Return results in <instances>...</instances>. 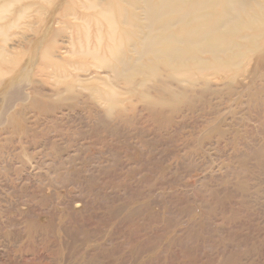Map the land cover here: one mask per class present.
Here are the masks:
<instances>
[{"label":"rangeland","instance_id":"obj_1","mask_svg":"<svg viewBox=\"0 0 264 264\" xmlns=\"http://www.w3.org/2000/svg\"><path fill=\"white\" fill-rule=\"evenodd\" d=\"M52 14L34 11L2 44L20 68L36 48L43 85L20 133L0 127V264H264V69L242 93L173 114L135 102L112 119L85 96L63 107L38 68L47 48L81 58L70 30L38 45Z\"/></svg>","mask_w":264,"mask_h":264},{"label":"bare ground","instance_id":"obj_2","mask_svg":"<svg viewBox=\"0 0 264 264\" xmlns=\"http://www.w3.org/2000/svg\"><path fill=\"white\" fill-rule=\"evenodd\" d=\"M34 11L53 13L35 32L38 45L56 43L70 30V52L81 58L55 60L50 48L45 50L48 69L38 70L56 87L48 99L53 104L85 96L105 117L125 120L135 102L151 116L173 114L196 97L224 100L262 81L264 0H0V105L6 106L0 127L5 132L23 130L37 102L35 90L43 85L35 79L36 48L32 62L20 68L2 46ZM61 24L65 29L53 28ZM13 89L27 95L11 106Z\"/></svg>","mask_w":264,"mask_h":264}]
</instances>
